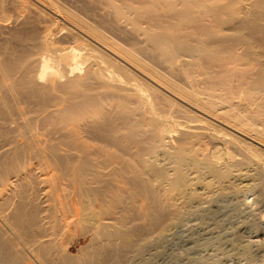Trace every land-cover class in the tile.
<instances>
[{
  "label": "bare ground",
  "instance_id": "1",
  "mask_svg": "<svg viewBox=\"0 0 264 264\" xmlns=\"http://www.w3.org/2000/svg\"><path fill=\"white\" fill-rule=\"evenodd\" d=\"M178 225L264 264V0H0V264H150Z\"/></svg>",
  "mask_w": 264,
  "mask_h": 264
},
{
  "label": "rangeland",
  "instance_id": "2",
  "mask_svg": "<svg viewBox=\"0 0 264 264\" xmlns=\"http://www.w3.org/2000/svg\"><path fill=\"white\" fill-rule=\"evenodd\" d=\"M178 226H180V225H178ZM182 226L183 225H181L180 227L176 226L175 228L172 229L173 231L172 230L169 232L167 231L165 234V237H164L165 239L163 240V242L161 244L155 245V247L151 250V253L154 254L155 256L152 257L154 259L152 260V262L150 264H209L203 260L205 258V255H206L204 250H206V249L201 247V250L199 249L200 251L198 250L199 251L198 252V251H196L197 248L196 249L192 248L193 247L192 246L193 238H198V240L199 239L201 240L202 236H204L203 233H205V232H202V228H198V229L196 228L197 230L196 229L191 230V229H188V228H190L188 226H187L188 228L185 225H184V227H182ZM194 230H196V231H194ZM256 231L257 230H253V232L255 234L252 232L251 236L249 237L250 238L249 240H251L253 243L255 241L261 239V235L259 234V232L256 233ZM85 242H86V240H83L82 244ZM201 242H203V241H201ZM202 248L204 250H202ZM75 251H76V248H73V252H75ZM200 252H202V253H200ZM196 256L198 258L199 257L201 258V259L199 258L200 260L197 263H195L193 260H191L192 258L193 259L197 258ZM203 256H204V258H202ZM190 257H192V258H190ZM226 261H225V264H239V263L240 264H250L248 261L246 262V260H243L244 263H242L241 261L240 262L236 261V260H234V261L228 260L227 262Z\"/></svg>",
  "mask_w": 264,
  "mask_h": 264
}]
</instances>
